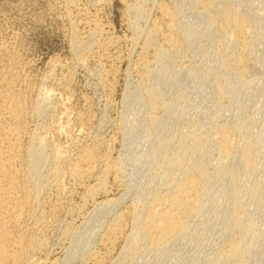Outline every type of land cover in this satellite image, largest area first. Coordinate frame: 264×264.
Wrapping results in <instances>:
<instances>
[{
    "label": "bare ground",
    "instance_id": "6f19581e",
    "mask_svg": "<svg viewBox=\"0 0 264 264\" xmlns=\"http://www.w3.org/2000/svg\"><path fill=\"white\" fill-rule=\"evenodd\" d=\"M154 1L155 0H153V3ZM228 1L226 0V2ZM237 1V3L234 2L235 5L233 4V6V0L232 2L230 1V4L224 3L223 0H178V6L176 4L175 6L173 3V5L178 8L176 9L179 10L180 8L181 13L184 12V9L187 6L196 19L195 22L193 21L194 23L191 22V24L187 25H183V19H181L180 13L178 11L177 13L176 9L173 8L174 6H165V4L160 6V4H157L158 6H160V18H162L163 15L167 19V26L165 28L167 30L165 32V36L164 38L161 37L163 39L160 38L164 43L162 45H160L159 43L160 46L157 47V54L155 53L156 57L153 55L155 58V60L153 58V60L155 61L154 67L151 68L148 65L150 64V62H146L147 68L144 70L145 72H141L142 78L140 82L132 85L130 90L128 89L124 94V100L122 99L128 109H131V107H134L133 109H135H132L133 112L130 116H121L123 117L121 123L126 126L125 133L123 131V136L125 139L123 145L126 147V149H131L132 152V156L131 158H129L130 162H127L128 168H130L132 172L129 177L130 179H127L129 180V182L125 179L126 189L124 188L123 190H129V193L131 192L132 195L135 194L133 195L134 198L133 196H131L133 198V200L131 199V201L133 202V206L131 205L133 207V210L132 212L130 211L131 213L129 214H132L131 218L133 223L131 224H133V230L125 238V244H122L123 247L121 248L120 253H117V258L114 257L116 259L112 261L113 263L111 262L112 264H157V262L160 261L159 257L153 260V258H148V255H162L165 256L166 259H171V262L173 263L174 259L178 255H180L183 246H185L186 244L188 245L186 240H189L196 244V253L200 254V251L203 252L202 250H204L205 247L203 238L205 236H209V228L213 229L214 232L219 233V236L215 239L213 237V240L212 237H209L211 242L213 241L210 246V248L212 249L209 252V256L205 255V257L208 256L207 261L204 260L205 258H202L205 261V263L203 264H252V261H255L256 259H260L259 264H261L262 260H264V165L262 164L263 167L261 165V163L264 162L262 159L264 158V120L262 119L264 117H261V120H263V124L261 123V126H257V124H259L260 122L257 123L256 117L258 114L261 116L263 114L258 112L250 114V111L247 112L248 109L251 110V106L249 107L247 102L250 100L249 98L257 97L260 92H263L264 89V0ZM156 2L158 3V0H156ZM157 5L155 3V6ZM140 6L134 7H139V9L137 8L139 13L145 15L143 13L144 9H140L142 7ZM134 7L132 10H134ZM79 13L81 14V11ZM95 22L96 21H94V23ZM162 22H159V24ZM163 24H165V22H163ZM155 25H157V23ZM97 26L98 25H96V27ZM162 26L165 25L160 24L159 27L161 28ZM153 28H151V30ZM161 29L160 32L164 30ZM91 31L93 30L91 29ZM94 31L96 32V30ZM89 33L91 34V32ZM157 33L160 35L159 30L156 27L151 32H148L145 36L147 37L145 40L146 42L144 41L146 45H144L147 46L149 44H152L150 42L156 43V41L158 40L155 41L154 39H156L155 36ZM177 33H181L183 37L179 39L178 37L181 34L178 36ZM163 34L161 35L163 36ZM184 42L185 44L187 43V46H185L186 48L182 46ZM206 44L210 46L207 48ZM85 46H87V44H85L84 47ZM151 46L152 45H150V47ZM156 46H153V48L155 47L154 49H156ZM257 46L258 48L260 47V49H258ZM87 47L89 48V45ZM147 47H144V50L147 51ZM204 47L207 49H205ZM85 53H87V49ZM82 56L84 58L85 55L83 54ZM187 57H190V59L192 60L188 61L187 59L189 58ZM199 57L200 64L198 65L197 62L198 66L196 68H190V64L189 67L188 65L186 66L185 63L183 64L184 66H179V63L177 64L178 58H180V60L181 58H186L188 62H196ZM78 59L79 58H77V60ZM86 59H89V57H86ZM86 59H82L83 61H85L84 63L87 62ZM80 60L78 61L80 62ZM184 60L185 59H183V61ZM252 60H254L253 64L255 62V65H253L254 67L252 66V64H250L252 63ZM248 61H251L249 62L251 66H249ZM84 63L81 64L84 65ZM13 64L14 63H12V65ZM194 64L192 63L191 65L193 66ZM52 65L55 64L52 63ZM144 65L145 63H143V68L145 67ZM55 66H57V63ZM85 66H83V68ZM10 68H12V66L9 67V69ZM14 68L13 70H16ZM99 70L97 69L96 71ZM53 74L51 73L49 77H51ZM15 75L16 77L18 76L17 74H14V76ZM48 75H46V77ZM91 75L93 76V71ZM91 75L89 74V76ZM99 75H101V73ZM3 76H5V74ZM14 76L12 75L11 77H9L13 78ZM96 76H98V74ZM98 77L102 79H100L101 81L104 80V77L102 78V75L101 77ZM6 78L8 77L6 76ZM51 78H53V76ZM5 79L4 81H6ZM50 79L48 78L49 81ZM10 80L11 79H9V81ZM191 80L195 83L194 86L189 85L184 89L181 88V85H183L186 81L189 82ZM11 81L9 83L10 85ZM6 82L2 81V83ZM66 85H68V83ZM11 86H9V89L13 87ZM49 86H51V84ZM53 86L54 85H52V87ZM60 87L63 86H59L58 88L60 89ZM53 88L55 89L57 87ZM53 88L51 89L52 91L50 90L51 92H54ZM58 88L56 93H59ZM48 89H45V91H47ZM13 92L11 90L12 94ZM173 93L176 95H174ZM194 93H196L195 95L201 97H204L206 94H208L210 98H207L206 100L209 103L211 101V103L215 106L214 108L216 109L215 111L212 110V116L209 114L211 113V111L208 110L210 111L208 112L210 116L207 117L208 115H206V117L204 118L201 117L205 116L204 112H206V109L204 111H202V109H195L196 112L199 110L198 114L200 115V119H202V121L200 120L202 124L198 123L199 118L195 123L202 125L201 127L203 128H195V125L197 124H193L194 118L192 117L193 113L192 110L190 111V109H194L196 106L193 108L187 101L188 96H191ZM50 94L47 93L46 97L50 96ZM168 94H172L174 96V98L172 96L173 99H171L170 101L168 99L166 100V95ZM2 95L3 94H1V96ZM13 95L15 96V94ZM8 96L6 94L5 97ZM56 96L59 97L60 95ZM56 96L53 95L52 98H56ZM46 97L44 96V99H42L43 101L40 99V103H37L36 105L35 110L38 114H40L39 116H42L41 114H48L46 111L49 109L51 105L49 101L52 99L49 100ZM225 97H228L230 100V103L226 107V109L227 111H229V113L231 112L235 119L232 122L229 120L231 123L224 122L223 125L220 124V121V125H218V119L220 118V116L221 119L223 118V113H221L222 111L220 110V108H222L220 105L222 101L220 102V100ZM10 98L7 99L9 100ZM15 98L17 99L19 97ZM15 98L13 99L12 97L11 102H14L16 100ZM254 99L255 101L257 100L256 98H253V101ZM262 99L264 100V98ZM18 101L21 102L20 99ZM227 102L229 101L227 100ZM227 102L226 105L228 104ZM246 102L249 107L248 109H246ZM262 102L263 101H261V103ZM23 103L24 102H21L20 104L22 105ZM1 104L3 105L4 103L1 102ZM5 104L7 103L5 102ZM57 104L59 105L60 103ZM13 105L11 110V119L13 118L15 120L16 118L18 120L17 117H22L23 115L19 114L21 111L18 110L19 105H17L16 101L13 103ZM3 106L5 108H8V106L10 105ZM258 106L261 107V105ZM22 109H24V107ZM207 109H209V107ZM131 111H128V114H130ZM159 111L160 113L162 111L164 115H162V113L159 114ZM3 112L1 113L3 114ZM81 114L80 117L82 116ZM2 116H5V114ZM76 116H78V114ZM196 116L198 117L197 114L194 117ZM190 117H192L193 119H191ZM231 117L232 116H230V118ZM259 118L260 117H258V119ZM0 121L2 120L0 119ZM9 124L11 126V122ZM15 125L16 124H14V126ZM0 126H2L1 123ZM11 127H13V125ZM17 127L19 126L17 125ZM204 127L207 128L203 130ZM10 128H8L9 130L7 131V133L4 132L5 130L3 131V133L6 134L5 141L7 143V146L3 147L4 141H0V143H2V146H0V264H41L45 259L42 261L40 259H36L37 261L40 260L41 263L37 262L36 260L33 261V258L35 257H33V260H31L30 254H34V252L40 251L44 245H42L40 241L38 242L39 239L37 240V237H34L35 234H30L32 229L30 230V227L28 228L29 225L27 226L23 217L27 219L29 216L26 218L25 215L29 214L30 211H38L32 209H37L42 204L40 202L43 200L39 199L42 194L41 190L43 189V187L47 188V186H43V184L45 182L44 180H46V178L48 179V177L50 178V176L46 174L48 176H45L46 178H43L44 176L41 172H43V169L45 170L46 167H43L40 170L41 166L43 164H51V166L54 165V167H52L54 172L52 170L51 171L54 173L55 177L60 175V171L63 169L62 165L58 166L55 164V159L60 153L58 154V152H56L57 150H54V148H52V150H54L56 153L52 151V153L54 154L51 155L52 153H49L51 157L48 156V148L52 145H48L49 143L45 141L44 136L46 134H44V136H41L40 134V136H33L34 139L32 138V141L34 140L35 144L33 143V146H31V148L29 149L30 156L28 155L30 157L28 158L30 159L29 162L31 164V166L29 165V167H31V169H29L30 176L27 177V175H25V172V174L23 173L24 176H22V173H20V171L18 172L17 168H15L17 169V171L13 168V164L14 161H16V159H19L21 156L19 148L20 144L17 145V137L23 134H18L16 131L18 129ZM123 128L124 127H122V130ZM34 131L35 130H33V132ZM84 131H82L81 129L79 132L80 134H82L81 132L84 133ZM69 132H71V130ZM163 133H166L168 136L162 137ZM135 134H140L141 136L140 140H137V143L133 142ZM77 138L78 136L74 140L76 141ZM20 141L21 140H19V143ZM51 142L53 143V141ZM71 142H73V140ZM71 144L74 145L73 143ZM53 145L56 147V144ZM59 147H61L62 149V145H60ZM67 147L66 149H68ZM95 147L93 146V148ZM84 148L81 151H83ZM63 150L65 151V148ZM85 150L86 151H83L81 155L78 152L79 158L76 161H71V163L68 164L69 173L73 176V179L74 176L76 179V177L83 178L84 175L85 178L86 175L91 174L93 171L95 172V166L93 163L97 160L95 159V153H93L95 150L92 149V152H90V150L87 151V149ZM62 153L65 154L64 152ZM55 154H58L56 155V158ZM62 156L63 155H61V157ZM63 157L62 159H64ZM103 158L104 157H102V162ZM213 158L217 163L216 166L215 164L212 165L215 166L213 172H209L211 170L207 169L208 167H206V164L209 163L211 159L213 160ZM108 159L110 160V158ZM108 159L107 161H109ZM122 160L123 159L121 158L118 161V166L113 163L114 167L116 166L115 170L121 175L122 172H124V169H126V164H124ZM215 160L213 161V163L215 162ZM95 164L97 163L95 162ZM105 164L107 165V169L110 168V164L108 162L103 163V165ZM65 166H67L66 163L64 167ZM59 167H61L62 169L60 170ZM114 167H111L110 171L113 170ZM47 168L49 167L47 166ZM65 168L64 170L66 171ZM49 169L46 170L49 171ZM105 169L106 167L104 168V170ZM50 172L48 173L50 174ZM52 172L51 174H53ZM107 172L109 173V171ZM114 173L116 174V172ZM109 174H104L103 177L105 175L108 176ZM63 175L65 176L67 174H64L63 171L62 178L60 177L61 180L64 179ZM58 178L59 177H57L56 180ZM113 178L116 179L115 176ZM118 178L117 179L119 181L122 180L121 176ZM50 179L48 180L49 182L52 180ZM56 180L55 183H57ZM105 180L101 179L100 183L98 182L99 186L96 188L104 189ZM121 182H123V180ZM50 185H52V182ZM96 188L95 186H93L92 189L90 188L91 190L89 194H92V192L93 194H96L98 191V189L96 191ZM123 193L124 195H122ZM123 193L121 194L123 197L121 196L118 199L106 200L107 202L104 201V203L98 202V205L95 208V212H93L90 218H88V220L86 221L84 229L85 231L80 235L74 237L72 245L66 251V255L63 259L62 264H76L78 259L80 260V257L84 254V252L86 253V251H88L87 246L93 243L92 241H94L93 239L95 238V235H97V233H95L97 231L96 226L100 223H103L106 218L108 219L109 214L113 213L115 216L112 217L115 218H113L114 220L112 219L113 221H110L111 224L108 225L110 227H107L105 238L113 246L116 240L121 237L119 235H122L120 233L123 229V224L126 221H124V219L126 218H123V214L121 215V213L119 214L116 211V207L120 203H122L125 194H127L125 192ZM83 201H85V199ZM36 203H40V206L37 208L34 207ZM38 205L39 204H36V206ZM252 206L253 210H249V208ZM53 207L51 208L52 211L55 210H53ZM31 215H33V213ZM132 221L130 219V222ZM28 222L29 221H27V223ZM37 224L38 223H36V225ZM37 228L39 229V227ZM68 231H70V229H68ZM33 232L36 233L37 230ZM123 236L122 238L125 237ZM102 238L104 239V237ZM173 245L175 247L171 249L170 247ZM87 254L88 253H86V256ZM195 258H199L198 255ZM202 259L201 261H203ZM50 264L52 263L50 262Z\"/></svg>",
    "mask_w": 264,
    "mask_h": 264
},
{
    "label": "rangeland",
    "instance_id": "374dc122",
    "mask_svg": "<svg viewBox=\"0 0 264 264\" xmlns=\"http://www.w3.org/2000/svg\"><path fill=\"white\" fill-rule=\"evenodd\" d=\"M175 1H176V3H175ZM223 1H224V3H227V4H230L232 2V0H229V1L227 0L228 2H226V0H223ZM236 1L237 0H233L232 5L234 4V2L235 3L238 2V1L237 2ZM155 3H156V5L160 4V6L163 4H165V6L171 5L170 7L174 6L175 4L177 6L179 5L178 0H174V1H172V0H158V3L156 2V0L154 1V3H153V0H0V88L1 89L3 88L2 90L0 89V93L3 94L2 96L0 94V96H1L0 97L1 98L0 99V115L2 116L5 114V116H2V117L0 116V119L3 121V122L0 121V123L2 126H4V127L0 126V138L3 136L0 141H2V140L4 141V142L2 141L4 143L3 147L7 146V143L5 141V136H6L5 133H7V131L9 130L8 128H10L12 125H13V127H11L10 129H12V128L18 129V130H16L17 133L23 134V135H19L17 137L18 138V140H17L18 144L17 145L20 144L19 148H20L21 156L19 155L20 158L16 159V161H18V162L14 161L13 168L14 169L17 168L18 172L20 171V173H22L21 174L22 176H24V174L26 173L25 175H27V177H28V176H30L29 169H31V167H29V165L31 166V164L29 162V160H30L29 159L30 158L29 157L30 156V150L29 149L31 148V146H33V143L35 142L34 140L32 141V138H33V136H36L39 134L41 136H44V134H46L44 136L45 141H47V143H49L48 145L53 146V147L49 146L48 151H47V153H48L47 155L51 157V155H53L56 152H58V154L60 153L59 154L60 156L58 154H55V158H56V155H58L57 158L55 159V161H56L55 164L58 166L62 165L63 169L61 167H59V169L60 170L62 169L64 171V174H67L65 176L63 175L64 179L61 180L62 174H63V171L61 170L60 175L57 176L59 178L56 180L57 177L54 176V173H53L54 171L52 168V167H54V165L51 166V164L50 165L49 164L48 165L43 164L44 166L42 165L40 168V170H41L43 167L44 168L46 167L45 170L43 169V172H41L44 176L43 178H46L49 175L52 180L49 177H48V179L46 178L47 181L44 180L45 182H44L43 186H47V188L43 187V189L41 190L42 194H41L39 199L40 200L42 199L43 201L40 202V200H39V202L42 204L40 206V203H36L39 205L36 206V204H35L34 207L35 208H37L39 206L40 207L37 209H32V210H38V211H36L38 213H36L35 211H30L29 214L25 215L26 218L29 216L27 219H25L23 217L27 226L29 225L28 228L30 227L29 229L30 230L32 229L30 234H32V235L35 234L34 237L35 238L37 237V240L39 239L38 242L40 241V243L45 246V248L43 246V248L41 249L42 251L40 250V251L34 252V254L33 253L30 254L31 260L34 259L33 261H35L36 259H40L41 261L45 259L44 260L45 263L43 261L41 263L40 260L39 261L36 260V261L40 262L41 264H50V262L52 264H62L63 259L66 255V251L72 245L74 237L80 235L82 232L85 231L84 229H85L86 221L88 220V218H90V216L93 214V212H95V208L97 207L98 202L104 203V201L107 202L106 200L118 199L119 197L124 195L123 192H125L127 194H125L124 199L122 200V203H120L116 207V209H117L116 211L119 214L121 213V215L123 214L122 215V216H124L123 218H126V219H124V221L126 220L125 221L126 225L123 222L124 226L122 228L124 230L122 229V231L120 233L122 235H119L121 237H119V239L117 238L118 240H116V242L113 244L114 247L105 238L106 233H107V227H110V226H108L111 224L110 221L113 218H115V217H112V216H115L113 213L109 214L108 219L106 218L107 220L105 219L104 220L105 222L103 221V223H100L102 225L98 224L99 227H98V225L96 226L97 231L95 233H97V235H95V238L93 239L94 241H92L93 243L90 244L89 246H87L88 247V251H86V253H88L87 256H86V253L84 252L85 256L83 254L82 255L83 258L81 256L80 260L78 259L76 264H112L113 263L112 261H114V259H116L118 256L117 253L118 254L120 253L121 248L123 247L122 244H125L124 243L125 238L133 230V228H132L133 224H131V223H133L132 218H131L132 214L131 215H129V214L133 210V207H132L133 202L131 201V199L133 200V198H134L133 195H135V194L132 195L131 192L129 193V190L128 191L126 190L127 192L123 190L126 186L125 185L126 181L129 182V180H127V179H130L129 177H130L131 172H132L131 169L128 168V164H127V162L128 163L130 162L129 158H131L132 152H131V149H126V147L123 145L124 140H125L124 136H123L124 135L123 131L125 133L126 126L121 123V120L126 115L130 116L132 114L133 110H135V109H133L134 107L133 108L131 107V109L130 108L128 109L126 107L125 102L123 101L124 100V94L127 92L128 89L130 90L132 85H135L138 82H140V80L142 78L141 72L143 73V71L147 68L146 62H150V64H148V65L151 68L154 67V65H155L154 56L156 57L155 53L157 54V47L164 43L163 40H161V39L164 38L165 32L167 30V29H165L167 26L166 25L167 19L162 14H161L162 18H160L161 17L159 14V13H161L160 8H159L160 6H158V5L155 6ZM173 3H174V5H173ZM133 5L134 6H140L141 5L142 7L140 6L141 7L140 9H142V10L144 9L143 13L145 15L140 14L138 11L139 7H137L138 8L137 9ZM175 6L173 8L176 9L177 7H175ZM133 7H134V10H132ZM156 7H157V9H156ZM177 9H176V12L178 11L180 13V8H179V10H177ZM80 11H81V14L79 13ZM181 13H182V15H181ZM181 13H180V16H181V19H183L182 20L183 25H187V24H191V22L192 23L195 22L196 19L194 18L190 9L187 6L184 9V12H181ZM82 16H84V17H82ZM160 19H162V20H160ZM163 19L164 20L166 19V20L164 21ZM92 20H93V22H92ZM94 21H96L95 22L96 24L94 23ZM162 21L165 22V24H163ZM89 22L92 24H90ZM154 22H156L157 25L159 24V22H162L160 24L165 25V26H162L161 27L162 29H161L159 27L160 24L157 26V25H155L156 23H154ZM96 25H98V26L96 27ZM133 25L137 26V27H134ZM154 26L159 30L160 35L157 33L155 36L156 39H154V40L155 41L158 40V41H156V43L150 42L152 44L147 45L148 46L147 47V46H145L146 45L145 40L147 38L145 36L147 35L148 32H151L155 28ZM151 28H153V29L151 30ZM159 28L161 30L164 29L163 30L164 32L161 31L162 32L161 33ZM91 29L93 31H91ZM94 30H96V32L98 34ZM78 32H79V34H78ZM89 32H91V34ZM85 33H87V34H85ZM94 33H95V35H94ZM89 34L92 36H90ZM161 34H163V36ZM177 34L179 36L181 33H177ZM80 35H82V36H80ZM157 35H158V37H157ZM91 37H92V39H91ZM96 37H97V39H96ZM161 37H163V38H161ZM182 37H183V35L181 34L178 38L180 39ZM161 41H162V43H161ZM159 43H160V45H159ZM85 44H87V46L89 45L90 50L87 46L84 47ZM186 44L184 42V44L182 46L185 47V46H187ZM101 45L102 46L104 45L103 48ZM150 45H152V46L150 47ZM143 46L147 47L146 48L147 51L144 50ZM153 46H156V49H154L155 47L153 48ZM206 46L208 48L210 45L206 44ZM85 48L87 49V53H85L86 52ZM207 48H205V49H207ZM257 48H258V46H257ZM258 49H260V47ZM154 51H156V52H154ZM91 52H93V53H91ZM88 53H89V55H88ZM83 54L87 58L89 57V59H86L85 56L83 58V56H82ZM11 55H13V56H11ZM77 58H79L78 60L81 59L80 62L77 60ZM153 58H154V60H153ZM187 58H189V59H187L188 61L192 60V59H190V57H187ZM82 59L83 60L86 59L87 62L84 63L85 61H83ZM183 59H185V60L183 61ZM179 60H180V58H178V60H177V64L179 63V66L180 65L184 66L183 64L185 63V65L186 66L188 65V67L190 64V68L191 67L196 68L200 64L199 63L200 57L196 60V62L190 61L191 63L188 62L186 60V58H181L180 62H179ZM253 61L254 60H252V63H250V64H252V66L255 65V62L253 64ZM55 62L57 63V66H55L56 65ZM197 62H198V65H197ZM249 62H251V61H248V64H249ZM12 63H14L15 65L14 64L12 65ZM52 63L55 65H52ZM81 63H84V65ZM143 63H145L144 68H143ZM192 63L193 64L195 63V64L192 66L191 65ZM100 64H101V67H100ZM250 64H249V66H251ZM10 65L12 66V68L9 69V67H11ZM81 65H82V67H81ZM83 66H85V67L83 68ZM13 68L16 70H13ZM97 69L98 70L100 69V70L96 71ZM172 70H174V69H172ZM92 71H93V76L91 75ZM8 72H10V73H8ZM12 72H13V74H12ZM51 73L52 74L54 73L52 75L53 78H51L52 76L49 77ZM100 73L102 75V78L104 77L103 81H101L102 79L98 77V76L101 77V75H99ZM2 74L3 75L5 74V76H3ZM14 74H17L18 76L16 77V75L14 76ZM89 74L91 76H89ZM97 74H98V76H96ZM12 75L14 77L10 78ZM46 75H48V76L46 77ZM6 76L8 78H6ZM142 76H143V74H142ZM46 78H47V81H46ZM48 78L49 79L51 78L50 81L48 80ZM4 79L7 82L4 81ZM9 79H11L12 81L15 80L14 82H16V83H14L10 80L11 85L13 84L12 85L13 87L9 84L10 83ZM1 80L3 82H6V83H2ZM65 81H67V82H65ZM51 82H53V83H51ZM67 83H68V85H66ZM48 84L49 85L51 84V86H49ZM102 84H105V85H102ZM52 85H54L53 87H57V88L59 86H63V87H60V89L58 88L59 93H56L57 88L54 89L52 87ZM189 85L194 86L195 83L192 82V80L189 82L186 81L183 85H181V88L184 89V88L188 87ZM9 86H11L12 88L10 87L11 89H9ZM43 88H45V89L49 88V89L47 91H45V89H43ZM52 88H53L54 92H51ZM4 89H7V90H4ZM63 89L65 92L63 91ZM11 90H12V92L14 90L16 91V92L15 91L13 92V94H15V96L11 93ZM1 91L4 93H2ZM48 91H50L51 94L52 93L53 94L51 95L50 92H48ZM61 91L64 93H62ZM5 93L7 94V96L9 94L10 95L8 97H5L6 96ZM19 93H20V95H19ZM45 93L50 94V96L47 95L49 98L46 97ZM195 94L196 93H194L191 96H188L187 101L190 103V106H192L193 108L196 106L194 109L191 108L190 111L192 110L193 115L195 116L197 114L198 117L197 116L194 117L192 115V117L194 119L192 117H190V118L193 119L194 125L195 124L199 125L200 123L202 124V122H200V120L202 121V119H200V115L198 114V111L200 109H202V111H204L206 109V112H204L205 116H203L201 118L206 117V115H208L207 117H209L213 113L212 110L215 111L216 109L214 108L215 106L211 103V101L209 103L206 100L207 98L208 99L210 98L208 94H206L204 97L203 96L202 97L197 96ZM263 94H264V89H263V92H260L257 97L249 98L250 100L247 102H248L249 107L251 106L250 107L251 110L248 109L249 107H248L247 102H246V105H247L246 109H248L247 112L250 111L249 112L250 114L258 112V113H261L264 115V109H263L264 108V105H263L264 100L262 99V98H264ZM53 95H55V96L60 95V96L59 97L56 96V98L53 97L54 98L53 99L52 98ZM61 95H62V98H61ZM174 95H176V94H174ZM3 96L6 98V100ZM11 96L13 97V99L15 97H19L17 99L18 100L20 99L21 102H24L22 104L23 105L22 106L20 104L21 102H19L15 98L17 105L20 104L18 106V110L21 112L23 111L22 113L21 112L19 113V114H22L23 116L21 115L22 117H20V116L17 117L18 120L15 118L16 121L13 118L11 119V110H12V107L14 106L13 103L15 102L14 100H13L14 102H11L12 101ZM44 96L47 99H49V100L52 99L54 101H52V100L49 101V103H51V105H50L49 109L46 111L48 114H41L42 116H39L40 114H38L35 109H36L37 103H40L39 100L44 99ZM166 96H167L166 100L168 99L169 101L174 98V96L172 94L171 95L168 94ZM172 96H173V98H172ZM169 97H170V99H169ZM7 98H10L9 99L10 101ZM21 98H22V100H21ZM37 98H38V100H37ZM225 98H223L225 100H223V99L220 100V102L222 101V103L220 104L222 108H220V110L222 111L221 113H223L222 114L223 118L221 119V116H220V118L218 119L219 120L218 125H220V124L223 125L224 122H226V123H228L230 121L232 122L235 119L233 117V115L231 114V112L229 113V111H227V109H226V107L230 103V100L228 97H225ZM253 98H256L257 100L255 101V99H254V101H253ZM260 99H261V101H263L262 102L263 104L261 103ZM227 100L229 102H227ZM251 101H253V102H251ZM1 102L4 103L3 105H5V106L10 105V106H8V108L6 107L10 112L1 104ZM5 102L7 104H5ZM123 102H124V104H123ZM226 102L228 103L227 105H226ZM57 103H60V104L58 105ZM222 104H223V106H222ZM52 105H53V107H52ZM63 105H66V106H63ZM258 105H261V107ZM23 107H24V109H22ZM55 107H56V111H55ZM208 107H209V109H207ZM258 107H259V110H258ZM196 108L199 109L197 112H196V110H197ZM212 108H214V109H212ZM126 109H128V110H126ZM208 110L211 111V113H209L210 115L208 114V112H210ZM252 110H253V112H252ZM255 110H257V111H255ZM128 111H131L130 114H128L129 113ZM1 112H3V114ZM226 112L228 115L229 114H231V115L228 116L226 114ZM158 113L161 114L162 111H161V113H160V111ZM77 114H78V116H76ZM80 114L82 115L81 117H80ZM162 115H164V114L162 113ZM263 115L262 116L259 114L257 115L256 121H257V123L260 122L259 124H257V126H261L263 124L264 118H262L263 120H261V117H264ZM121 116H123V117H121ZM224 116H226V117H224ZM230 116H232V117L230 118ZM258 117H260V118L258 119ZM198 118H199V121H198ZM70 120H71V122H70ZM5 121L7 124L5 123ZM65 121H66V123H65ZM78 121H80V122H78ZM196 121H198L199 124L195 123ZM10 122H11V126L9 124ZM13 122H14V124H16L15 126H14ZM219 122H220V124H219ZM17 125L19 127H17ZM197 125H195L196 126L195 128H197V127L203 128V127H201L202 125H199V126H197ZM5 126L8 128H6ZM85 127H86V130H85ZM122 127H124L123 130H122ZM2 128H4V129H2ZM206 128L207 127H204L203 130H205ZM69 129L71 130V132H69L70 131ZM81 129H82V131L85 130L86 132L84 131V133L81 132L82 134H80L79 131ZM33 130H35L36 132L35 131L33 132ZM3 131L5 133H3ZM37 132H39V133H37ZM48 133H49V135H48ZM165 134L166 133H163L162 137L168 136L167 134L166 135ZM77 136L79 139L77 138V140L75 141L74 139H76ZM80 136H81V138H80ZM19 137H21V138H19ZM69 137L72 139H70ZM140 137H141L140 134H135V137L133 138V142L137 143L138 142L137 140H140ZM19 140H21L20 143H19ZM72 140H73V142H71ZM51 141H53V143ZM69 142L73 143L74 145H72ZM0 144H1L0 146H2V143H0ZM53 144H56L57 148ZM60 145H62V149H61V147H59ZM67 146H69V147H67ZM93 146L94 147L96 146V147L93 148ZM66 147L68 149H66ZM77 147H79V148H77ZM82 147L83 148L85 147L83 151H86L85 149H87V151L90 150V152L95 150L93 153H95L94 154L96 157L95 159H97V160L93 162L94 166L96 168V169L94 168L95 172L93 171L91 174H88L89 177H88V175H86L85 178H84L85 175L83 176V178L79 177L80 179L82 178L81 179L82 181H81L78 177H76V179H75V176L73 179V176L69 173L68 164H70L71 161L72 162L76 161L79 158V153L81 155V153L83 152V151H81L83 149ZM52 148H54V150H57V151L55 152L54 150H52ZM64 148H65V151L63 150ZM28 150H29V152H28ZM52 151H54V153H52ZM59 151H61V152H59ZM62 152H64L65 154H63ZM68 152H69V154H68ZM49 153L50 154L52 153V154L49 155ZM22 154H23V156H22ZM67 154L70 156H68ZM61 155H63V156L66 155V156L65 157L62 156L64 158V159H62ZM60 157H61V159H60ZM102 157L105 158V159L103 158V162H102ZM27 158H28V161H27ZM108 158H110V160ZM119 158L120 159L122 158L125 161L124 162L122 160V162L124 164H126V169H124V172H122V175L115 170L116 166H118V164H119V162H118L120 160ZM67 159H68V161H67ZM107 159L109 161H107ZM262 159L264 161V158H262ZM20 160H22V161H20ZM57 160L59 161V163ZM104 160H105V162H104ZM211 160L209 163L206 164V167H208L207 169L211 170L209 172H213V169L217 163L214 158L212 161ZM214 160H215V162L213 163ZM97 161H99V162H97ZM15 162H16V164H15ZM67 162H69V163H67ZM95 162L97 164H95ZM107 162L110 164V168H108V169H107L106 164H105L106 166L103 165V163H107ZM111 162H112L113 166L111 165ZM62 163H64V164H62ZM65 163L67 165V166H65L66 168L64 167ZM113 163L116 165L115 167H114ZM120 163H121V161H120ZM208 164L210 165V167ZM214 164H215V166H212ZM262 164L264 165V162L261 163V165ZM263 165H262V167H263ZM14 166H16V167H14ZM27 166H28V168H27ZM47 166L51 169L47 168ZM104 166L106 167L107 170L106 169L104 170V168H105ZM111 167L112 168L114 167L113 170H115V171H113V170L110 171ZM64 168L66 169V171L64 170ZM17 169H15V170L17 171ZM46 169H49V171ZM50 171L53 174H51ZM103 171H104V173H103ZM105 171L106 172L109 171L110 174L108 172L106 173ZM48 172H50V174ZM66 172H68V173H66ZM114 172H116V174ZM27 173H29V174H27ZM93 173H95V174H93ZM123 173H125V174H123ZM46 174H48V175H46ZM68 174H70V175H68ZM104 174H106V175L109 174L108 176L105 175L106 180H105V176L103 177ZM116 175H118V176H116ZM123 175L124 176L126 175V176L124 177ZM52 176H54V177H52ZM114 176L116 177V179L113 178ZM120 176H121V179L123 180V182H121L122 180H120V181L118 180L119 179L118 177H120ZM49 179L51 180L50 182L48 181ZM101 179L105 180V188L104 189L103 188H101V189L96 188L99 186ZM125 179H126V181H125ZM55 180L57 183H55ZM53 181H54L55 185H54ZM51 182H52L53 186L50 185ZM58 182H60V183H58ZM45 183H47V184H45ZM93 186H95L96 191H97V189H98V191H97V193L95 192L96 194H93V192H92V194H89L90 190L92 189ZM131 196H133V198ZM84 199H85V201H83ZM86 201H88V202H86ZM52 207H53V210L55 209L54 211L51 210ZM131 207H132V209H131ZM251 209L253 210V206L249 208V210H251ZM32 213L34 216H37V217H34L33 215H31ZM30 215H31L32 219L30 218ZM39 216H42V217H39ZM130 219L132 222H130ZM27 221H29V222L27 223ZM36 223H38L39 225L38 224L36 225ZM34 224L37 227H39V229ZM263 226H264V224H263ZM40 228H41V230H40ZM68 229H70V231H68ZM36 230H37L36 233L33 232ZM69 232H70V234H69ZM123 232H124V234H123ZM208 233H209V236H205L203 238V240L205 242V247H204V250H202L203 252L200 251V254L196 253L197 252V245L194 244L193 242L189 241V240H186L188 245L186 244L185 246H183L180 255H178L174 259L173 263L171 262V259H166L165 256H162V255H154V256L148 255V258H153V260H154V259L159 257L160 261L157 262V264H167L168 262L170 264H196V263L197 264H203V263H205V261L208 260L209 252L212 249V248H210V246H211V243L213 241L211 242L209 237H212V240H213V237L215 239L216 237L219 236V233L214 232V230L211 228L208 229ZM122 236L124 238H122ZM102 237H104V239L107 242ZM104 242H106V243H104ZM263 242H264V236H263ZM110 246H112V247H110ZM174 247L175 246L173 245L170 248L172 249ZM197 255L199 258H195V257H197ZM205 255H208V256L205 257ZM33 257H35V258H33ZM114 257H116V258H114ZM202 258L203 259L205 258L204 259L205 261ZM198 259H200V260H198ZM201 259L203 261H201ZM263 261L264 260H262V262ZM254 262H255V264H259L260 259L259 260L256 259L255 261H252V264H254ZM262 262H261V264L264 263V262L263 263Z\"/></svg>",
    "mask_w": 264,
    "mask_h": 264
}]
</instances>
